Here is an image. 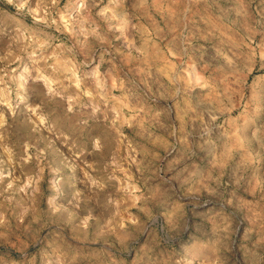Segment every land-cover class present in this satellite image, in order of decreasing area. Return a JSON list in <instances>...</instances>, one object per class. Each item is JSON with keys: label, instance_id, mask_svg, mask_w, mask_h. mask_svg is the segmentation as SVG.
I'll return each instance as SVG.
<instances>
[{"label": "rangeland", "instance_id": "1", "mask_svg": "<svg viewBox=\"0 0 264 264\" xmlns=\"http://www.w3.org/2000/svg\"><path fill=\"white\" fill-rule=\"evenodd\" d=\"M0 264H264V0H0Z\"/></svg>", "mask_w": 264, "mask_h": 264}]
</instances>
